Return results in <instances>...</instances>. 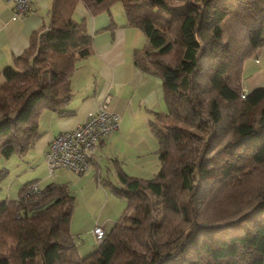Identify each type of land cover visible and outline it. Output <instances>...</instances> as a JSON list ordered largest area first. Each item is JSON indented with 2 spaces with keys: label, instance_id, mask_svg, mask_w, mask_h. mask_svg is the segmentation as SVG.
Wrapping results in <instances>:
<instances>
[{
  "label": "trees",
  "instance_id": "obj_1",
  "mask_svg": "<svg viewBox=\"0 0 264 264\" xmlns=\"http://www.w3.org/2000/svg\"><path fill=\"white\" fill-rule=\"evenodd\" d=\"M115 2L149 42L135 64L163 83L167 109L150 122L161 169L152 179L117 171L121 186L109 185L127 208L87 257L71 232L68 187L36 192L39 181L27 182L0 203V264H264V189L254 187L264 170V87H242L244 63L264 44V0H54L51 28L0 73V159L28 153L43 110L67 114L70 77L92 47L77 6L97 15ZM7 174L0 167V180ZM240 174L245 190L232 186ZM215 198L233 212L201 219L200 205Z\"/></svg>",
  "mask_w": 264,
  "mask_h": 264
},
{
  "label": "crops",
  "instance_id": "obj_2",
  "mask_svg": "<svg viewBox=\"0 0 264 264\" xmlns=\"http://www.w3.org/2000/svg\"><path fill=\"white\" fill-rule=\"evenodd\" d=\"M53 1L32 0L31 12L13 20L14 0H0V73L28 49L34 34L51 28ZM75 14L85 20L92 37L91 52L76 61L70 77L71 99L64 107L67 114L42 111L40 137L32 151L46 159L52 140L75 129L110 95L111 108L121 117L120 128L99 141L92 166L102 171L103 162L110 160L116 172L122 169L136 176L142 170L138 165L142 158L158 154L159 142L150 122L154 113L167 109L162 80L135 64V52L148 47V39L140 29L128 25L126 15L115 17L111 8L93 15L80 3ZM242 87L245 94L264 87V44L244 63Z\"/></svg>",
  "mask_w": 264,
  "mask_h": 264
},
{
  "label": "rangeland",
  "instance_id": "obj_3",
  "mask_svg": "<svg viewBox=\"0 0 264 264\" xmlns=\"http://www.w3.org/2000/svg\"><path fill=\"white\" fill-rule=\"evenodd\" d=\"M111 11L115 17L125 18V11L121 2H115L111 6ZM78 16L79 14H75L74 19L80 22L82 19ZM109 161L103 162L102 171L91 166V170L87 174L80 175L66 168L58 169L54 174H50L45 157L33 152L32 148L23 156L13 155L8 159L1 158L0 167L6 168L8 174L3 180H0V203L18 198L20 189L27 182L39 181L43 187L50 183L64 184L74 198L71 232L76 237L80 255L87 257L93 254L99 246L94 233L95 228L99 226L109 232L127 208V200L115 195L109 185L112 183L115 186H121L117 172L114 170L115 163L109 164ZM138 165L143 167L134 177L155 178L161 169L159 154L154 152L143 157ZM107 166L112 170L107 171ZM243 179V175L240 174L237 178L240 185L235 181L232 186H242L245 190L248 185H242ZM254 180L256 182L255 188L264 189V170L262 172L256 171ZM225 203L217 198L213 201L203 202L200 205L201 219L214 215L224 217V215L232 213V205L228 203L225 205ZM164 216L166 215L163 207L158 204L155 205V220L161 221ZM167 219L175 222L170 216ZM118 261L119 264H122L121 260Z\"/></svg>",
  "mask_w": 264,
  "mask_h": 264
},
{
  "label": "built area",
  "instance_id": "obj_4",
  "mask_svg": "<svg viewBox=\"0 0 264 264\" xmlns=\"http://www.w3.org/2000/svg\"><path fill=\"white\" fill-rule=\"evenodd\" d=\"M32 0H14L13 20L25 17L31 12ZM246 95V94H245ZM111 96L106 95L96 111L75 129L57 135L46 153V162L50 174L66 168L77 174L85 175L91 170L98 143L120 128L121 117L111 108ZM34 191H40L39 183L33 185ZM98 243L105 237L101 227L95 228Z\"/></svg>",
  "mask_w": 264,
  "mask_h": 264
}]
</instances>
